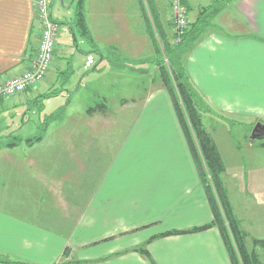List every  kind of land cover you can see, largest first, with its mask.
Instances as JSON below:
<instances>
[{
	"label": "crops",
	"instance_id": "crops-1",
	"mask_svg": "<svg viewBox=\"0 0 264 264\" xmlns=\"http://www.w3.org/2000/svg\"><path fill=\"white\" fill-rule=\"evenodd\" d=\"M210 1L183 0L188 22ZM33 3L0 0V83L21 74L36 50L40 26ZM75 3L51 0L50 14L59 25L53 63L39 85L1 100L0 112L29 101L33 104L27 109L35 114L34 98L52 87L62 86L57 96L69 103L89 80L106 81L108 86L117 78L124 80L114 72L130 66H115L116 55L124 56L126 63H152L161 70V40L173 36L169 0H84L98 54L72 33ZM219 15L218 31L205 30L185 55L188 77L206 98L228 97L210 88L241 86L264 72V0H231ZM87 57L93 61L88 68ZM65 72L69 75L62 81ZM125 104L123 100L119 106ZM87 108L80 106L65 119L50 121L40 141L0 146V255L9 261L5 264H231L216 227L161 235L212 220L186 143L178 148L181 135L175 150L167 129L130 127L120 137L107 126L111 112L88 113ZM57 121L61 127H51ZM259 144L264 143L251 142L249 147ZM254 167L245 178L237 171L226 175L233 173L236 180L221 176L250 249L255 237L264 236V226L243 229L245 219L264 217V201L253 212L259 203L255 197L264 199V167ZM242 191L250 195L248 200L241 198ZM242 206L247 208L243 216ZM149 239L150 259L131 250ZM256 249L264 262L263 249Z\"/></svg>",
	"mask_w": 264,
	"mask_h": 264
},
{
	"label": "rangeland",
	"instance_id": "rangeland-1",
	"mask_svg": "<svg viewBox=\"0 0 264 264\" xmlns=\"http://www.w3.org/2000/svg\"><path fill=\"white\" fill-rule=\"evenodd\" d=\"M217 15L218 13L211 18V24L208 25L205 30L215 29L218 31L217 27H219L220 15L216 17ZM258 40L261 39L259 38ZM162 60L165 62V59ZM126 61L125 57L121 55H116L114 58L115 66L117 64L130 66L120 72H114L116 75L125 77L124 80L117 78L115 83L109 86L106 85V81L97 80L92 83V80H89L86 83L87 86L79 90L77 97L72 102L68 103V99H65V97L55 96L51 97L48 102H44L43 107L39 111H36L35 114L30 113L27 109V107H30L32 104L28 103L29 101L24 105L26 106L28 104L26 107H8L7 111H1V117L3 115L5 117L0 119V135L6 137L5 141L10 140L14 135L20 137L23 139L22 141H24L25 138H32L41 133L39 125L40 123H45V120H49L50 122V114H52L54 120L65 119L70 112L78 111L77 108L80 106L94 107L102 103L105 105V109L112 114V120L109 121L107 126H109V128L114 127L115 133L120 137L126 133L128 134L130 127L136 129L162 128L167 129V135L174 140V150L177 149L175 139H178L181 135V143L178 145V148H180L186 141L175 115L170 96L162 81L161 71L154 69L152 63L144 65L145 63H131L130 61L126 63ZM181 64L182 66L185 65V56L181 57ZM263 73L264 72L260 73L258 78L254 76L250 77L249 80L243 81L245 84L241 86L229 88L215 86L210 88L211 91L217 95L220 93H228V97L206 98L207 96L201 89L193 83L196 90L202 98H206V101L211 107V111L203 115V123L213 138L224 166L227 168L226 173H222L223 177L228 174L227 172L237 171L242 173L238 174L239 177L244 176L245 178L244 174L247 170H253L254 166H256V168L254 167L255 170L259 169L261 166L264 167V144H259L256 147H249V143H251L249 137L254 124L258 122L264 124ZM111 75H113V73H111ZM41 82L36 84V86ZM24 93L25 92H23L22 95ZM21 100V104L23 105L25 103V101L23 102L24 98ZM36 100L37 98H34V102ZM123 100H125L126 104L125 107L121 108L119 103L121 102L122 104ZM65 103L69 105L67 106ZM22 116L25 118L28 116L27 120L23 122V125H21L20 122ZM58 125H60L59 121L54 122L51 127ZM59 127H61V125ZM0 141H2L1 138ZM236 176L237 175L231 173L226 176V178H229V180H232V178L236 180ZM223 180H225V178H223ZM229 183H227L229 186L235 185L234 183ZM249 196L248 193L242 191L241 198L248 200ZM260 197L261 196L258 198L255 197L259 203L257 207L253 208L254 213L258 211L259 204L264 201V199H260ZM262 206H264V203ZM261 210L264 212V207L261 208ZM243 213H247V208L245 209L244 206H242V213L239 212V215L243 216ZM251 224L264 226V217L261 220L254 218L252 221H247L245 219L243 229L245 231L246 229H250L249 225ZM263 239L264 236L261 235L255 237L253 240ZM245 243L250 250L251 244L249 242ZM255 250L257 251V249ZM8 258L11 260L15 259Z\"/></svg>",
	"mask_w": 264,
	"mask_h": 264
},
{
	"label": "trees",
	"instance_id": "trees-1",
	"mask_svg": "<svg viewBox=\"0 0 264 264\" xmlns=\"http://www.w3.org/2000/svg\"><path fill=\"white\" fill-rule=\"evenodd\" d=\"M230 1L231 0H211L209 4L199 8L197 17L192 22H188V26L184 31H173V36L169 41L167 39L161 40L162 59H165V62L164 60L158 61V66L161 69V78L170 96L175 115L184 135L191 158L196 166L199 179L205 190V195L212 212V220L205 225L196 226L187 230H170L161 235L198 232L216 227L231 264H264L261 255L255 251L256 248H259L263 249L262 253H264V239L253 240V248L250 249L251 251L247 248L245 243L246 235L233 212L228 195L224 189L221 175L225 170V166L213 138L203 123V115L210 112L211 107L206 101V98H202L196 90L184 66L181 64V57L185 56L202 36L206 27L211 24V18ZM83 2L84 0H76L74 10L75 31L73 29L72 33L75 36V32H77L79 37L90 46L91 49L89 51L98 54L99 49L92 43L87 28ZM185 8L188 13L186 6ZM91 68L94 69L95 65ZM68 75V72H65L61 78L62 81H65ZM63 90L64 88L61 86L39 94L35 101L36 111H39L43 107L45 99L55 97ZM96 110L104 111L105 105L101 103L97 106H89L87 108L88 113L95 112ZM24 119L23 117L22 123L25 122ZM49 119H51V121L54 120L52 114H50ZM48 122L49 120H45V123H40L39 128L41 133L32 138H25L24 142L32 144L40 141ZM0 138L2 139V141H0V146L4 144L6 147H12L22 141V139L16 135L7 141H5L6 137L4 135H0ZM263 141H260V143H264ZM150 241L151 239L143 242L139 246L131 248V250L137 251L150 259L146 249V245ZM0 263L5 264L9 263V261H5L0 255ZM12 263L26 264L16 261ZM151 263L155 264L152 261Z\"/></svg>",
	"mask_w": 264,
	"mask_h": 264
},
{
	"label": "built area",
	"instance_id": "built-area-1",
	"mask_svg": "<svg viewBox=\"0 0 264 264\" xmlns=\"http://www.w3.org/2000/svg\"><path fill=\"white\" fill-rule=\"evenodd\" d=\"M51 0H34L33 10L40 26L36 50L26 64L21 74L4 78L0 83V101L13 98L29 88L36 86L47 75L53 60L58 33V23L50 14ZM171 19L174 32H182L188 26V16L183 0H169ZM92 58L87 57L85 67L92 64Z\"/></svg>",
	"mask_w": 264,
	"mask_h": 264
},
{
	"label": "water",
	"instance_id": "water-1",
	"mask_svg": "<svg viewBox=\"0 0 264 264\" xmlns=\"http://www.w3.org/2000/svg\"><path fill=\"white\" fill-rule=\"evenodd\" d=\"M259 127L264 128V125L259 122L255 124L254 128L251 131L250 137H249L250 142L256 143L257 141L260 142L264 140V134H261V135L256 134V131Z\"/></svg>",
	"mask_w": 264,
	"mask_h": 264
},
{
	"label": "flooded vegetation",
	"instance_id": "flooded-vegetation-1",
	"mask_svg": "<svg viewBox=\"0 0 264 264\" xmlns=\"http://www.w3.org/2000/svg\"><path fill=\"white\" fill-rule=\"evenodd\" d=\"M264 125V124H263ZM254 126H255V124H254ZM254 128V127H253ZM256 134H258V135H261V134H264V128L263 127H259L258 129H257V131H256Z\"/></svg>",
	"mask_w": 264,
	"mask_h": 264
}]
</instances>
